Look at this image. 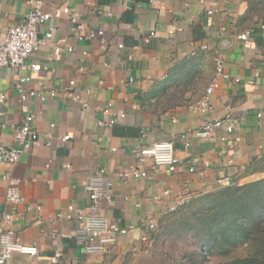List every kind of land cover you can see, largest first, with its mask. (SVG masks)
<instances>
[{"label": "crops", "instance_id": "1", "mask_svg": "<svg viewBox=\"0 0 264 264\" xmlns=\"http://www.w3.org/2000/svg\"><path fill=\"white\" fill-rule=\"evenodd\" d=\"M35 1L0 0V39L9 26L24 19ZM248 4L249 0L40 1L42 10L51 14L52 37L28 62L44 69L7 68L0 73L4 149L17 145L14 133L23 117L15 88L19 74L30 78L27 88L56 91L46 100H29L40 143L26 148L14 163L0 161V207L9 176L20 179L28 204L41 206L12 224L20 240L37 245L38 253H14L8 264H116L121 254L151 244L152 234L147 242L140 239L147 223H156V230L170 207L214 190L218 178L242 184L264 176V18H245ZM207 9L213 13L207 14ZM97 28L105 31L104 45L85 38ZM150 30L156 35L144 43L142 36ZM243 32L245 39L239 37ZM55 46L63 50L56 52ZM69 46L71 51L66 50ZM215 52L222 56L230 78L220 80L210 94L207 112L193 110L213 74ZM72 79L75 84L70 86ZM68 87L76 98L67 95ZM108 103L117 114L112 126L98 122L108 118L102 112ZM225 113L237 119L232 132L212 139L180 137ZM161 140H172L185 164L173 172L148 166L143 178L115 181L110 200L100 202L101 212L109 222L134 228L119 235L105 252L85 251L75 236L82 225L77 211L88 209L84 184L100 167L112 179L115 171L135 162L138 148ZM188 162L204 175L189 172ZM69 204L74 206L72 217L60 216Z\"/></svg>", "mask_w": 264, "mask_h": 264}, {"label": "built area", "instance_id": "2", "mask_svg": "<svg viewBox=\"0 0 264 264\" xmlns=\"http://www.w3.org/2000/svg\"><path fill=\"white\" fill-rule=\"evenodd\" d=\"M40 1H35L36 4L31 6L21 22L9 26L2 34L0 39V73L7 68H16L20 72L25 68H30L34 71L44 69L38 62H28V59L47 45L52 37L53 27L48 23L51 19V14L42 10L39 6ZM198 1L203 2L204 0ZM206 13L212 14L213 10L207 9ZM73 19L75 20V17ZM41 25H46V27L42 29L40 34ZM169 32H173V30H169ZM155 35V30H150L142 36L141 40L144 43H149ZM246 35L247 32H243L239 34V37L245 39ZM85 38L90 40L97 39L102 45L107 42L103 28L90 30L85 35ZM118 47H122V43H118ZM202 48H205V45ZM55 50L56 52H60L63 49L60 46H55ZM66 50L71 51L72 48L69 46ZM83 53L86 54L85 51ZM229 78L230 74L224 70L222 56L220 53L215 52L213 57V74L205 88L203 97L196 102L193 110L207 112L210 108V94L218 87L220 80H227ZM234 79L235 81H239L237 77ZM29 80L30 78L28 76L20 73L15 84L23 117L20 126L14 133L17 145L8 149L0 146V161L14 163L26 148L40 143L39 135L33 126L35 114L30 108L29 100L33 97L46 100L47 98L55 96L56 91L51 89L27 88L25 84ZM69 83L70 86H73L75 80L72 79ZM67 95L71 98H76L71 87H68ZM4 99L5 93L0 84V102ZM82 105L86 106L87 104L84 101ZM111 106L108 103L106 107L102 108V112L108 114V118L99 120V124L112 126L116 122L117 114L111 110ZM118 115L124 114L120 113ZM236 121L237 119L230 113H225L216 118H207L198 129L193 132L183 133L180 137L187 139L189 134H193L198 138L212 139L216 137L217 133L228 134L232 132ZM63 138H68V135H65ZM187 144L188 142H185V145ZM184 164L185 162L178 158L175 153L173 141L161 140L138 148L135 152V162L125 169L115 171L112 179L107 177L105 167H100L95 170L91 178L84 184L88 193V209L86 213L77 211L76 218L81 221L82 225L75 235L76 240L82 243L84 250L87 252H105L109 245L115 243L119 235L126 234L134 228L131 224L126 227H121L118 224L109 222L107 216L101 212L100 202L102 200H110L111 194L109 190L114 182L143 178L148 174V166H161L173 172ZM204 165L208 166L209 162L204 160ZM186 166L189 172L198 171L200 175H204V170H197L192 162H188ZM228 182L229 179L224 176L217 179L219 185H224ZM19 184L20 179L13 176L8 177L4 192V207H0V264H8L14 253L36 255L39 251L37 245L23 243L12 227L13 222L19 217L33 210L39 211L41 208L40 205L32 206L26 202V198L21 193ZM168 192V190H165L163 194H168ZM157 198L159 196H156ZM19 206L22 207L21 210H18ZM175 209V206L169 208L170 211H174ZM66 210L64 214L59 215H63L66 218L72 217L74 206L69 204ZM155 228L156 223H147L145 231L140 237L141 241H149ZM59 255L60 253H55L56 257Z\"/></svg>", "mask_w": 264, "mask_h": 264}, {"label": "trees", "instance_id": "3", "mask_svg": "<svg viewBox=\"0 0 264 264\" xmlns=\"http://www.w3.org/2000/svg\"><path fill=\"white\" fill-rule=\"evenodd\" d=\"M258 3L249 0L245 18L261 13ZM188 200L196 204L195 210L177 219L185 218L195 247L181 253L183 264H264V176L242 184L228 182ZM187 201L160 218L152 241L164 233L181 234L168 231L167 222L192 204Z\"/></svg>", "mask_w": 264, "mask_h": 264}, {"label": "rangeland", "instance_id": "4", "mask_svg": "<svg viewBox=\"0 0 264 264\" xmlns=\"http://www.w3.org/2000/svg\"><path fill=\"white\" fill-rule=\"evenodd\" d=\"M254 1L259 2L258 8L262 9L261 13H257L256 15L264 18V0ZM187 203L192 202L191 200H188ZM195 208L196 204H189L183 208L178 215L171 216L172 218L170 217V220H173L172 223L167 222V230L170 231L177 229L181 233L180 235L177 234L174 236V233L168 237V234L164 233L161 237L152 241L149 246H141L137 249H131L130 251L121 254L118 258V263L116 264H183L179 259L181 253L183 254L185 251L194 249L195 244L189 235L190 230L188 228H190V226L186 224L185 218L182 220H178L177 218L180 217V215L187 217L188 213H191ZM168 219H166L165 222ZM158 230L159 229L157 228L152 233L153 238L156 232L158 233ZM213 258L218 259L219 257L215 256Z\"/></svg>", "mask_w": 264, "mask_h": 264}]
</instances>
